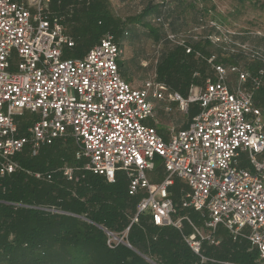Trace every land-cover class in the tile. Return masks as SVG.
Listing matches in <instances>:
<instances>
[{"label":"built area","instance_id":"2783aa9c","mask_svg":"<svg viewBox=\"0 0 264 264\" xmlns=\"http://www.w3.org/2000/svg\"><path fill=\"white\" fill-rule=\"evenodd\" d=\"M28 1L0 0V175L21 168L14 156L25 147L37 155L42 146L69 138L74 158L82 163H65L63 176L77 180L79 170L113 182L122 173L128 193L139 195L132 221L149 213L153 225L178 229L196 256L194 264L215 261L203 249L219 245V225L232 241L247 240L249 249L257 251L256 262L264 264V106L254 102L264 68L251 72L224 65L194 50L183 33L166 32L171 46L204 59L213 76L205 77L197 90L191 84L186 98L153 80L133 87L120 74L122 46L111 32L102 33L83 56L65 57V48L75 47L63 23L74 12L73 4L62 15L56 10L60 0L56 8L53 0ZM218 32L206 39L230 41ZM230 51L264 63L261 46L235 42ZM152 99L161 101L165 111L172 102L184 111L195 103L198 111L187 124L169 126L164 138L144 123L154 115ZM26 112L31 116L20 132ZM154 156L161 157L164 169L158 183L145 173L153 169ZM177 178L188 186L179 191L178 207L197 212L199 226L187 215L176 216ZM106 234L108 244L121 240Z\"/></svg>","mask_w":264,"mask_h":264},{"label":"trees","instance_id":"16d2710c","mask_svg":"<svg viewBox=\"0 0 264 264\" xmlns=\"http://www.w3.org/2000/svg\"><path fill=\"white\" fill-rule=\"evenodd\" d=\"M60 1L59 7L62 9L76 2ZM105 2H81L83 6L87 4L85 13L88 23L92 21L90 26L95 24L100 28L93 34V43L106 31L119 41L132 29L130 24L125 25V30L120 32L119 25L123 21L109 13ZM53 5L55 7V0ZM174 7L178 8L179 4ZM167 8L165 1L155 3L154 0H145L139 13L125 20H137L134 24L147 26L148 33L158 39L156 76L165 77L168 85L185 95L189 84L196 81L192 78L194 68H203L199 61L204 59L169 44L166 32H176L170 28L167 15L171 13L165 14ZM189 11L183 29L192 26L182 33L194 50L204 56L212 54L217 62L224 65L236 64L243 58L251 72L259 68L258 62L248 60L242 53L230 52L226 42L212 44L206 39L219 32L204 20L206 10L201 6V0L199 15L196 14V4L195 16L191 8ZM193 36L196 39L192 41ZM64 56L67 57L65 53ZM260 64L264 68V63ZM254 98V102L257 100L264 105V85L256 91ZM191 111L190 117L198 108L194 106ZM20 122L19 131L23 132L26 118ZM70 142L69 138L56 140L42 146L37 155H30L25 147L14 156L21 168L0 175V264H194L196 256L178 229L171 225H153L149 213H139L137 221H132L139 195L131 196L128 193L127 180L122 173L118 172L113 182L79 170L75 171L77 180L65 178L61 171L65 163H82L74 158ZM35 172H39L41 177H35ZM178 197L179 193L175 191L173 201L177 207L176 216L185 215L188 211L195 222L201 221L197 212L178 207ZM185 231H189L188 226ZM106 232L121 240H112L108 244ZM219 235L222 239L218 246L204 245L203 253L215 260L208 264H224V261L258 264L257 251L249 249L247 240L232 241L225 231Z\"/></svg>","mask_w":264,"mask_h":264},{"label":"rangeland","instance_id":"374dc122","mask_svg":"<svg viewBox=\"0 0 264 264\" xmlns=\"http://www.w3.org/2000/svg\"><path fill=\"white\" fill-rule=\"evenodd\" d=\"M163 1L166 3L170 2V0ZM142 2L144 3L145 0H132V2L124 8L125 13H137L141 9V5H143ZM26 3L29 4V1L26 0ZM116 3L117 0H106L105 7L110 14L116 15L120 13L121 10ZM70 4H73L74 12L71 16H66L63 23L66 32L75 40V47L72 49L65 48L64 53L67 57L77 58L82 55L86 47L93 43V34L98 32L100 28L95 24L90 26L92 21L88 23V15L85 13L87 4L84 6L82 3L71 2ZM201 6L206 10L203 15L205 18L204 20L209 26L213 27L215 25L217 27V29H215L222 32V36L227 35V37L230 38V41L226 42L227 48H230L235 42H245L249 45L261 46L264 48V0H201ZM56 10L62 15L67 14L65 8L62 9L59 7L56 8ZM135 22H137V20L126 22L130 24L132 29L130 30V36L128 35L119 40L122 46V54L118 59V67L121 76L133 87H141L145 80H153L155 82L164 83L168 87V92H176L183 98H186L191 93L189 90L191 84L196 86L195 89L197 90L198 86H202L205 77L213 76L210 66L204 60L199 61V65L203 68H194L192 78L196 81L189 84L187 93L184 95L172 88L164 81L165 77L159 78L156 76L155 65L159 59V52L158 49H156L158 48V46H156L158 39L153 38L152 33H148L147 26L134 24ZM189 25H191L190 22ZM191 26L185 27L183 29L185 30L184 32L190 30ZM208 47L211 51L215 52L213 47H210V45H208ZM245 60L246 59L243 60V58H241L236 64L248 69L249 65L246 64ZM258 64L260 65L259 67H262V64L259 62ZM201 71H203V73H201ZM229 82L230 85L234 84L233 76L229 77ZM262 85H264V78L262 80ZM152 101L155 102L154 115L153 117L145 119L144 123L154 126L164 138L168 136L167 128L169 126L181 127L187 124L191 119L190 116L193 112L191 110L194 106L197 107V105L193 103L189 105L187 111H184L179 109L176 102H172L169 104V111H165L161 101H156V99H152ZM255 104L264 106L257 102V100H255ZM30 116L31 114L26 112L23 118H29ZM69 144H72V142ZM153 163V169H147L145 173L151 182L158 183L164 177L161 157L154 156ZM181 189L187 190L188 186L184 180L177 178L175 179L174 191L179 193ZM185 215L189 216V212L186 211ZM178 216L180 215H177V217ZM189 217L193 220L191 216ZM193 222L198 224L197 226L201 225L200 221L195 222L193 220ZM223 231L224 228L219 225V233Z\"/></svg>","mask_w":264,"mask_h":264},{"label":"crops","instance_id":"0c3cea01","mask_svg":"<svg viewBox=\"0 0 264 264\" xmlns=\"http://www.w3.org/2000/svg\"><path fill=\"white\" fill-rule=\"evenodd\" d=\"M140 1V0H137ZM144 1V0H141ZM163 0L159 1V0H154V2L156 3H161ZM196 1V2H195ZM132 2V0H117V6L119 7V9L121 10L119 14H116L114 16H119L120 20L123 21L122 23L120 22L119 28H120V32L124 31V27L125 25H129L126 22L128 20H125L126 18L128 19L129 17L138 14L139 11L137 13L134 14H129V13H125L124 8L130 3ZM143 3V2H142ZM179 4L178 8H175L174 5ZM195 4L197 7V15H199V7H200V0H170V2L167 3V7H169L168 9L165 10V14L167 15L169 12L171 13L170 15H167L168 19L170 20V28L172 31L176 32V34H181L184 24L186 22L185 17L189 16L190 13V8L192 9V15L195 16ZM143 7V5H141V8ZM176 10L174 13H172L171 11ZM186 14V15H184ZM167 22V21H165ZM130 36V30L129 32H127V36ZM93 44H90L88 47L85 48V51L82 53L81 56L84 55V53L92 46ZM123 78V77H122ZM124 79V78H123Z\"/></svg>","mask_w":264,"mask_h":264}]
</instances>
